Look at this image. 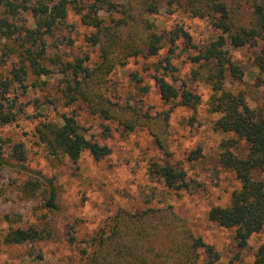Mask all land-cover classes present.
<instances>
[{"label":"trees","instance_id":"obj_1","mask_svg":"<svg viewBox=\"0 0 264 264\" xmlns=\"http://www.w3.org/2000/svg\"><path fill=\"white\" fill-rule=\"evenodd\" d=\"M164 4L208 20L213 35L199 45L182 25L158 28L152 16ZM72 6L84 25L91 29L86 41L94 50L71 58H64L59 51L50 55L51 40L66 23ZM0 9V36L13 40V44H5L6 55H18L8 75L0 79V123L9 124L16 118L12 110L14 101L10 104L11 99L6 96L13 83L27 88L31 76L50 77L56 72L63 76L61 89L66 105L82 103L91 114L116 121L125 131L141 126L151 128L157 147L169 157L155 161L150 172L175 190L188 187L187 174L170 158L162 128L157 125L162 113L153 115L130 98L124 100L112 88L110 78L130 59L157 57L164 51L159 61L146 68L153 71L151 77L161 98L167 102L178 99L181 104L194 108L201 101L200 94L194 93L186 83L177 86L170 80L177 70L174 59L180 46L186 51L193 50L195 54L189 52V58L198 65L193 74L210 87L211 111L218 115L213 129L229 137L220 143V163L241 183L228 205L210 207L208 219L234 229L235 241L241 248L253 234L264 231V101L253 106L246 90H234L228 85L246 76L244 66L234 58L232 50L249 48L253 50V64L257 69L255 85L264 87V0H0ZM55 46L58 50L59 46ZM94 51L96 59L92 57ZM128 77L138 94L149 91L150 86L140 71H130ZM36 85V82L31 84ZM61 118L59 123L45 116L36 127L39 141L51 155L77 161L85 151L97 160L110 154L107 145L86 134L75 115L64 113ZM241 143L244 148H240ZM4 145L0 137V168L6 163ZM11 156L18 162L25 161L22 142L13 146ZM201 156L198 148L189 152L188 159ZM45 183L49 191L42 208L58 211L53 178L29 177L23 190L32 196ZM111 222L87 243L80 264H220L221 254L215 247L187 230L165 208L135 212L121 208ZM50 234L48 229L36 226L11 228L4 242L33 243ZM69 239L75 241L74 236ZM37 257L43 259L42 254ZM254 262L264 264V240Z\"/></svg>","mask_w":264,"mask_h":264},{"label":"rangeland","instance_id":"obj_2","mask_svg":"<svg viewBox=\"0 0 264 264\" xmlns=\"http://www.w3.org/2000/svg\"><path fill=\"white\" fill-rule=\"evenodd\" d=\"M1 12V9H0ZM72 6L66 23L51 40L50 55L59 51L64 58L82 55L94 50L86 41L90 32L81 20V15ZM152 19L160 29L184 26L194 41L202 45L214 30L209 21L192 16L175 5H163ZM74 40L73 42H70ZM13 44L0 36V79L8 75L18 55H6L5 44ZM59 46L57 50L56 46ZM95 52V51H94ZM189 52L180 46L174 59L177 70L170 80L177 86L186 83L201 101L194 108L185 106L178 99L164 101L151 77L149 65L163 57L132 58L124 67H119L110 78L112 88L125 100L130 98L144 111L155 115L159 112L158 124L162 137L168 144L170 158L186 171L188 187L180 190L168 188L163 181L151 174L155 161H164L169 156L159 149L151 128L141 126L134 131H125L116 121L105 120L91 114L84 104L66 105L62 96L63 76H31L27 88L13 83L6 96L13 103L16 118L9 124L0 123V137L4 139L6 163L0 168V264H80L84 260L87 243L102 228L110 226L112 217L119 209L142 211L147 208H165L185 228L213 245L221 254L220 264H255V253L264 240V231L253 234L245 247L235 241V230L222 227L208 219L211 206H226L232 193L241 183L235 174L226 169L219 160L220 143L229 138L213 129L218 117L210 105L211 89L193 72L198 65L191 62ZM234 58L245 68L242 81L228 82L234 90H246L251 105L264 101V87L255 85L256 67L253 50L233 49ZM97 58L96 52L92 54ZM140 71L150 89L138 94L128 77L130 71ZM56 71V70H55ZM36 82V86H31ZM10 109L8 105L7 110ZM75 115L89 137L107 145L111 152L97 160L85 151L77 161L68 157L51 155L36 134V127L48 117L62 122V114ZM168 114V119L166 116ZM155 130V126L153 127ZM24 144L26 159L18 162L11 156L13 146ZM244 148V144H240ZM201 148L202 156L189 160L190 151ZM24 166V167H22ZM53 178L56 187L58 211H47L42 203L49 191L45 183L42 190L32 196L24 192L23 184L29 177ZM36 226L50 231V237L25 244H6L4 237L11 228ZM75 237L74 242L69 238ZM42 254L40 260L37 255Z\"/></svg>","mask_w":264,"mask_h":264}]
</instances>
